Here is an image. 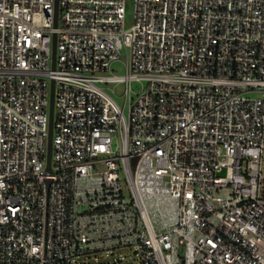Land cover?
Returning <instances> with one entry per match:
<instances>
[{"label": "built area", "instance_id": "obj_1", "mask_svg": "<svg viewBox=\"0 0 264 264\" xmlns=\"http://www.w3.org/2000/svg\"><path fill=\"white\" fill-rule=\"evenodd\" d=\"M134 2L0 0V264H264V0Z\"/></svg>", "mask_w": 264, "mask_h": 264}, {"label": "rangeland", "instance_id": "obj_2", "mask_svg": "<svg viewBox=\"0 0 264 264\" xmlns=\"http://www.w3.org/2000/svg\"><path fill=\"white\" fill-rule=\"evenodd\" d=\"M135 0H126V21L125 27L127 29L131 28L134 24V2ZM113 70L118 75H124L126 73L124 65L121 63H115L113 66ZM115 84H111V87H114ZM140 84L137 82H133V88L135 90L139 89ZM124 84H118L115 86L116 88V99L121 106H124L125 99L123 97L124 93ZM128 108H125V112L127 113ZM222 174H225L223 172ZM125 183V182H124ZM135 247H124L117 248L113 251H99L97 253L89 254L83 256L77 260V264H138V259L136 256Z\"/></svg>", "mask_w": 264, "mask_h": 264}, {"label": "water", "instance_id": "obj_3", "mask_svg": "<svg viewBox=\"0 0 264 264\" xmlns=\"http://www.w3.org/2000/svg\"><path fill=\"white\" fill-rule=\"evenodd\" d=\"M58 15H59V0H56L55 3V27L58 26ZM56 55H57V35L54 34L53 37V53H52V66L53 69L56 67ZM54 87L55 82L52 83V93H51V105H50V136L48 141V165L47 169L49 172H52V122L54 114ZM48 185L51 183V180H47Z\"/></svg>", "mask_w": 264, "mask_h": 264}]
</instances>
